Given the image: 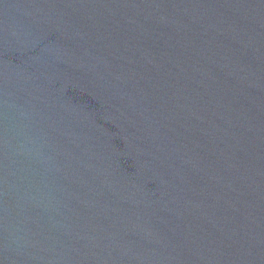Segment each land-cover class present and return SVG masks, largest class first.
<instances>
[{
    "label": "water",
    "instance_id": "obj_1",
    "mask_svg": "<svg viewBox=\"0 0 264 264\" xmlns=\"http://www.w3.org/2000/svg\"><path fill=\"white\" fill-rule=\"evenodd\" d=\"M0 264H264V0H0Z\"/></svg>",
    "mask_w": 264,
    "mask_h": 264
}]
</instances>
